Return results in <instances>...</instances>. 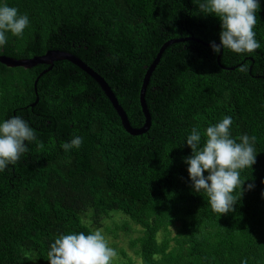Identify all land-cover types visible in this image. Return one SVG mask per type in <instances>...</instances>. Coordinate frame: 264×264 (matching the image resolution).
Here are the masks:
<instances>
[{"label": "trees", "instance_id": "1", "mask_svg": "<svg viewBox=\"0 0 264 264\" xmlns=\"http://www.w3.org/2000/svg\"><path fill=\"white\" fill-rule=\"evenodd\" d=\"M4 2L30 23L19 37L6 34L0 55L74 54L106 80L134 128L145 123L140 90L165 42L194 36L220 43L218 18L203 15L193 0ZM260 9L254 31L261 48L250 55L223 50L226 69L204 43L164 51L145 94L151 126L138 136L74 64L58 61L41 75L49 66L0 63V119L21 116L45 145L29 144L0 172V264H49L58 235L100 229L115 213L139 227L130 247L141 264H264V0ZM224 116L232 117L237 142L255 137L256 159L239 170L237 202L220 215L205 193L192 191L183 158L191 155L184 143L190 130L197 128L203 143L204 130ZM75 135L83 137L81 147L63 151L60 143ZM105 228L117 237L119 227ZM121 229L131 231L128 223Z\"/></svg>", "mask_w": 264, "mask_h": 264}, {"label": "clouds", "instance_id": "2", "mask_svg": "<svg viewBox=\"0 0 264 264\" xmlns=\"http://www.w3.org/2000/svg\"><path fill=\"white\" fill-rule=\"evenodd\" d=\"M203 15H213L220 22L219 41L210 42L214 53L221 49L236 54H254L261 48L254 31L260 0H193ZM206 13V14H205ZM29 17L19 14L0 0V45L7 41V33L19 37L29 25ZM240 71L246 66L241 65ZM232 117L224 116L215 124L209 125L202 134L193 127L184 143L191 149V155L183 158L187 165L190 187L195 193H205L211 210L220 215L233 210L237 200L232 194L240 185V171L255 163L256 155L251 141L255 137L247 134L239 142L231 137ZM35 142L38 148L45 145L40 141L35 129L21 116L13 115L0 119V172L16 164L20 157L28 152V145ZM83 137L73 136L62 141L59 147L69 152L79 149ZM55 147V143L52 142ZM207 173V175H205ZM251 188V185H249ZM116 256L115 250L108 245L101 229L58 235L49 245L47 261L49 264H111ZM241 264H247L241 260Z\"/></svg>", "mask_w": 264, "mask_h": 264}, {"label": "water", "instance_id": "3", "mask_svg": "<svg viewBox=\"0 0 264 264\" xmlns=\"http://www.w3.org/2000/svg\"><path fill=\"white\" fill-rule=\"evenodd\" d=\"M188 40L189 41H196V42L202 43V44L203 43L206 44L205 42H202L201 40L195 38L194 36H191V37H188L185 39L168 40L167 42H165L161 46V48H160L159 52L157 53L155 59L153 60L152 64L147 69V71L144 75L142 87L140 90V105H141L142 112H143L144 117H145V123L142 127H139V128H134L130 125L125 111L119 105L115 94L112 92V90H111L110 86L108 85V83L106 82V80L100 74H98L95 70H93L91 67H89L79 57L75 56L72 53L60 51V50H49L43 55L35 56L32 58H27V59H15V58H11V57H8L5 55H0V63L5 65V66H8V67H22L25 69H30V68L37 66V65L49 66L46 70H44L41 73V75L45 74L48 71H51L55 62L68 61V62L74 64L75 66L80 68L83 72H85L87 75H89L92 79H94L98 83V85L101 87V89L103 90V92L108 97L111 104L113 105L114 109L116 110L118 116L121 119L122 125L125 128V130L132 136H138V135H142V134H145L146 132H148V130L151 126V116H150L149 110L147 108V104H146V100H145V94H146V90H147V87L149 85V81H150L152 73L154 72L155 68L159 64L160 59H161L164 51L170 45L178 43V42L188 41ZM217 44H219V43H217ZM206 45H210V44H206ZM222 52H223V49H221V52L217 56V63L221 67L225 68L224 66L221 65V61H220ZM230 69H233V68H230ZM38 79H39V77L35 80V83H34V89H35L36 95H37ZM38 100H39V98L37 97L36 103L38 102ZM36 103H34L33 106Z\"/></svg>", "mask_w": 264, "mask_h": 264}, {"label": "rangeland", "instance_id": "4", "mask_svg": "<svg viewBox=\"0 0 264 264\" xmlns=\"http://www.w3.org/2000/svg\"><path fill=\"white\" fill-rule=\"evenodd\" d=\"M125 223H128L129 227H131V231L126 232L125 230H122L121 228L124 226ZM106 226H108L110 229L114 230L117 227L119 229L116 231L117 237L115 238L112 233L108 232L106 230ZM102 230L103 235L105 236L108 245L112 247L115 252L116 256L112 259L111 264H119V263H126L128 258L133 259L134 264H141V261L138 256L134 254V250L130 247V240L135 238L136 236L140 235L138 232H136L139 227L135 224H133L128 217H126L122 213H115L112 215L110 219H107L104 221V227L100 228ZM173 231V229H172ZM162 238V233L159 234V240ZM123 248L127 252V257H123L120 253V249Z\"/></svg>", "mask_w": 264, "mask_h": 264}]
</instances>
